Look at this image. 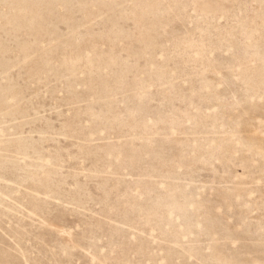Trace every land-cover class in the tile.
I'll use <instances>...</instances> for the list:
<instances>
[{"label":"rangeland","instance_id":"rangeland-1","mask_svg":"<svg viewBox=\"0 0 264 264\" xmlns=\"http://www.w3.org/2000/svg\"><path fill=\"white\" fill-rule=\"evenodd\" d=\"M0 264H264V0H0Z\"/></svg>","mask_w":264,"mask_h":264}]
</instances>
